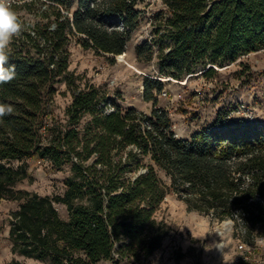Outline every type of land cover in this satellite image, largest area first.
<instances>
[{
	"label": "trees",
	"instance_id": "obj_1",
	"mask_svg": "<svg viewBox=\"0 0 264 264\" xmlns=\"http://www.w3.org/2000/svg\"><path fill=\"white\" fill-rule=\"evenodd\" d=\"M138 1L33 0L23 5L34 6L38 19L11 43L8 64L16 75L0 83V102L14 108L0 119V201L22 200L10 228L19 255L48 264H120V246L121 257H150L162 242L154 214L171 191L189 210L218 221L233 219L248 238L264 228V125L224 113L189 138H179L168 112L157 107L161 79L144 80V98L154 101L147 114L119 105L108 111L101 91L81 87L70 72L72 37L100 55L126 52L139 25ZM164 3L171 17L153 41L161 52V77L182 79L201 67H222L264 49V0ZM151 46H139V57ZM62 78L73 92L69 120L65 126L50 125L47 104ZM87 114L91 120L81 134L78 125ZM34 156L49 160L56 170L72 166L62 195L15 190L28 178L27 160ZM143 157L150 162L143 163ZM141 167L146 171L138 172ZM57 204L67 207L68 218ZM7 264L25 263L13 259Z\"/></svg>",
	"mask_w": 264,
	"mask_h": 264
},
{
	"label": "rangeland",
	"instance_id": "obj_2",
	"mask_svg": "<svg viewBox=\"0 0 264 264\" xmlns=\"http://www.w3.org/2000/svg\"><path fill=\"white\" fill-rule=\"evenodd\" d=\"M23 5L19 10H26L35 17L36 23L37 10L34 6L29 9ZM136 7L141 10L139 25L130 36L123 58L97 54L93 49L82 47L77 37H72L69 70L80 78L77 82L81 87L93 85L98 88L107 100L108 111L119 105L123 109L134 108L150 114L154 101L144 98V80L147 77L161 79L164 88L156 94L157 107L168 112L179 138H189L194 132L213 124L218 115L224 113H228L230 118H244L249 123L264 125V49L243 55L222 67L213 64L201 67L182 79L161 77V52L153 41L158 39V31L165 29L162 23L167 22L171 13L164 0H139ZM146 42L152 44V52L145 48L140 58L137 48ZM209 66L214 67V71H208ZM55 88L56 93L47 104L50 111L48 121L50 125L65 126L69 120L67 109L73 101V92L63 78ZM164 91L168 92L167 96ZM90 120L89 114L82 118L78 125L81 134ZM142 161L150 162L148 157H143ZM27 164L29 176L15 186L16 191L35 192L41 196L62 195L66 190V180L73 176L71 165L56 170L50 161H41L37 156L29 158ZM139 170L145 172L146 168ZM158 173L164 182L170 184L164 171L159 170ZM128 174L132 176L134 172ZM21 202L15 199L0 201V264L13 259L25 264H48L13 251L11 220ZM57 208L63 218H68L65 205L57 204ZM154 217L162 233L160 248L150 257L141 256L139 259L133 255L121 257L118 246L116 257L120 264H239V260H245L247 264H264V244L258 243L264 239L263 227H257L248 238L246 230L236 227L233 219L218 221L211 215L189 210L174 191L167 194ZM223 242L224 248L219 250L218 245ZM241 244L251 248L240 249ZM101 264L113 262L103 261Z\"/></svg>",
	"mask_w": 264,
	"mask_h": 264
},
{
	"label": "clouds",
	"instance_id": "obj_3",
	"mask_svg": "<svg viewBox=\"0 0 264 264\" xmlns=\"http://www.w3.org/2000/svg\"><path fill=\"white\" fill-rule=\"evenodd\" d=\"M30 2L31 0H0V83H7L15 78V67L8 64L10 45L14 38L21 36L35 24V17L18 7ZM13 111L11 104L0 102V119ZM258 243L264 244V239L258 240Z\"/></svg>",
	"mask_w": 264,
	"mask_h": 264
},
{
	"label": "built area",
	"instance_id": "obj_4",
	"mask_svg": "<svg viewBox=\"0 0 264 264\" xmlns=\"http://www.w3.org/2000/svg\"><path fill=\"white\" fill-rule=\"evenodd\" d=\"M14 6H16V5H14ZM163 94L165 95V96H167V94H168V92L167 91H164L163 92ZM41 161H48L49 162V160H47V159H40ZM239 248L240 249H243V250H246V248H251V247H248L246 244H241V245H239ZM241 258H246V257H241Z\"/></svg>",
	"mask_w": 264,
	"mask_h": 264
},
{
	"label": "bare ground",
	"instance_id": "obj_5",
	"mask_svg": "<svg viewBox=\"0 0 264 264\" xmlns=\"http://www.w3.org/2000/svg\"><path fill=\"white\" fill-rule=\"evenodd\" d=\"M120 58H123L124 57V54H121L119 55ZM230 228V227H229ZM225 228H221V230H224ZM224 245L225 243H220L218 246H219V250H222L224 248Z\"/></svg>",
	"mask_w": 264,
	"mask_h": 264
},
{
	"label": "water",
	"instance_id": "obj_6",
	"mask_svg": "<svg viewBox=\"0 0 264 264\" xmlns=\"http://www.w3.org/2000/svg\"><path fill=\"white\" fill-rule=\"evenodd\" d=\"M211 66H213V65H211ZM211 66H209L208 69H209Z\"/></svg>",
	"mask_w": 264,
	"mask_h": 264
}]
</instances>
